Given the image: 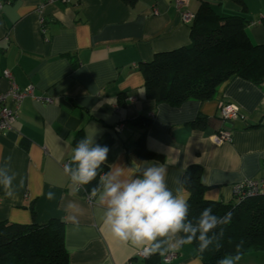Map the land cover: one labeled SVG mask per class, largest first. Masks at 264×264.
I'll return each instance as SVG.
<instances>
[{
  "label": "crops",
  "instance_id": "obj_1",
  "mask_svg": "<svg viewBox=\"0 0 264 264\" xmlns=\"http://www.w3.org/2000/svg\"><path fill=\"white\" fill-rule=\"evenodd\" d=\"M201 1L0 0V91L8 89L3 72L9 70L20 87L32 85L36 95L53 99L24 98L12 129L0 132V166L11 157L17 174L14 197L0 185V221L62 219L69 264H147L139 249L102 224L92 193L64 173L88 124L98 129L96 142L109 148L100 175L133 159L160 163L175 189L180 185L173 181L182 183L184 171L198 165L204 197L223 202L235 200L234 184L264 178V81L237 77L211 99L178 106L146 95L143 64L190 43L182 11L195 14ZM206 1L220 15H246L249 38L264 43V0ZM221 102L238 105L240 116L223 120ZM6 104L14 106L10 98ZM221 129L231 131V140L214 137ZM140 137L151 156L136 149ZM175 254L167 262L159 254L152 259L202 264L192 245ZM239 264H264V251L243 254Z\"/></svg>",
  "mask_w": 264,
  "mask_h": 264
},
{
  "label": "trees",
  "instance_id": "obj_2",
  "mask_svg": "<svg viewBox=\"0 0 264 264\" xmlns=\"http://www.w3.org/2000/svg\"><path fill=\"white\" fill-rule=\"evenodd\" d=\"M248 24L246 15H220L208 1L202 0L190 22V43L156 53L151 61L143 64L146 95L157 103L178 106L191 99H211L222 86L237 77L262 83L264 43L251 41L246 31ZM139 119L149 121L144 116ZM136 149L141 155H152L142 137L136 142ZM99 179L100 175L84 185L88 193L97 187ZM182 184L188 193L190 218L198 217L207 207L220 217L232 213L231 222L221 226L223 235L219 236L220 229H216L218 241L214 240L202 256L197 245L192 244L202 264H217L225 254H235L237 245H241L242 255L264 251V195L231 202L207 199L204 197L206 185L198 165L189 166L184 171ZM217 242L222 245L219 250L214 248ZM69 262L62 219L51 218L41 223L0 221V264ZM146 263L160 264V261L151 256Z\"/></svg>",
  "mask_w": 264,
  "mask_h": 264
},
{
  "label": "clouds",
  "instance_id": "obj_3",
  "mask_svg": "<svg viewBox=\"0 0 264 264\" xmlns=\"http://www.w3.org/2000/svg\"><path fill=\"white\" fill-rule=\"evenodd\" d=\"M84 132L64 166L65 175L78 186L97 179L109 153L108 146L96 142L99 132L95 124H88ZM10 160L8 157L0 166V185L8 197H14L17 174L11 171ZM20 183L22 186L23 180ZM173 183L180 186L169 187L164 164L133 159L131 166L110 167L92 189L98 218L114 238L139 249L145 258L156 254L166 257L194 243L202 256L214 240L218 241V235H223L221 226L231 222L232 213L220 217L207 207L198 217L190 218L182 183L179 179ZM54 195L49 192L47 198L54 199ZM221 247L219 242L214 245L216 250ZM240 249L241 245H237L235 254H225L217 264H239Z\"/></svg>",
  "mask_w": 264,
  "mask_h": 264
},
{
  "label": "built area",
  "instance_id": "obj_4",
  "mask_svg": "<svg viewBox=\"0 0 264 264\" xmlns=\"http://www.w3.org/2000/svg\"><path fill=\"white\" fill-rule=\"evenodd\" d=\"M64 3H69L71 0H61ZM178 4H182L184 0H177ZM182 18L185 22H191L194 18V14L190 11L183 10ZM43 22V19L41 18ZM3 77L8 81L9 86L5 91H0V132L11 130L14 122L19 117V112L22 106L24 98L31 96L38 101L52 102L51 97H43L35 94L34 86L29 85L27 87H20L11 71L5 70ZM10 98L14 102L12 108L8 107L6 102ZM119 109V108H117ZM220 116L223 120H234L240 116V108L234 103L221 102L219 104ZM218 141H229L232 138L231 131L228 129H221L219 134L214 136ZM233 193L235 199L242 200L245 197L264 195V178L254 179L245 178L243 181L233 185ZM88 199H91L90 194L87 195ZM176 254H168L163 257L164 261H170ZM138 256L145 258L141 251H138Z\"/></svg>",
  "mask_w": 264,
  "mask_h": 264
},
{
  "label": "rangeland",
  "instance_id": "obj_5",
  "mask_svg": "<svg viewBox=\"0 0 264 264\" xmlns=\"http://www.w3.org/2000/svg\"><path fill=\"white\" fill-rule=\"evenodd\" d=\"M254 252V251H253ZM257 252H259V251H257ZM257 252H255V253H247V254H256ZM246 257L245 258H249L248 256H251V255H245Z\"/></svg>",
  "mask_w": 264,
  "mask_h": 264
}]
</instances>
